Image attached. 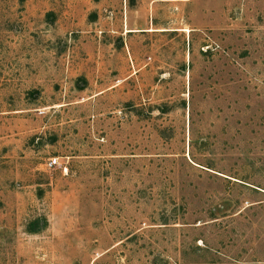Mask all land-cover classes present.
Listing matches in <instances>:
<instances>
[{
	"label": "rangeland",
	"instance_id": "rangeland-1",
	"mask_svg": "<svg viewBox=\"0 0 264 264\" xmlns=\"http://www.w3.org/2000/svg\"><path fill=\"white\" fill-rule=\"evenodd\" d=\"M0 264H264V0H0Z\"/></svg>",
	"mask_w": 264,
	"mask_h": 264
},
{
	"label": "trees",
	"instance_id": "trees-1",
	"mask_svg": "<svg viewBox=\"0 0 264 264\" xmlns=\"http://www.w3.org/2000/svg\"><path fill=\"white\" fill-rule=\"evenodd\" d=\"M48 225L47 219L45 218H37L30 224V232L31 233H39Z\"/></svg>",
	"mask_w": 264,
	"mask_h": 264
},
{
	"label": "built area",
	"instance_id": "built-area-1",
	"mask_svg": "<svg viewBox=\"0 0 264 264\" xmlns=\"http://www.w3.org/2000/svg\"><path fill=\"white\" fill-rule=\"evenodd\" d=\"M58 166H61V162H60L59 157L52 158L47 164V167L50 169H53V168L58 167ZM64 169L67 170V167L65 166Z\"/></svg>",
	"mask_w": 264,
	"mask_h": 264
}]
</instances>
